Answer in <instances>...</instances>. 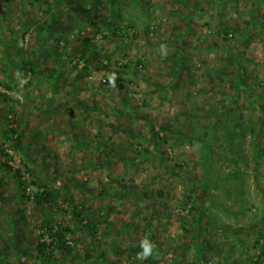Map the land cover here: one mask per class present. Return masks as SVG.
Listing matches in <instances>:
<instances>
[{
	"label": "rangeland",
	"instance_id": "obj_1",
	"mask_svg": "<svg viewBox=\"0 0 264 264\" xmlns=\"http://www.w3.org/2000/svg\"><path fill=\"white\" fill-rule=\"evenodd\" d=\"M259 159L264 0H0V264H264Z\"/></svg>",
	"mask_w": 264,
	"mask_h": 264
},
{
	"label": "trees",
	"instance_id": "obj_2",
	"mask_svg": "<svg viewBox=\"0 0 264 264\" xmlns=\"http://www.w3.org/2000/svg\"><path fill=\"white\" fill-rule=\"evenodd\" d=\"M8 86V85H6ZM119 86H123L122 84H119ZM18 137V135H16ZM192 140V138H191ZM19 144V140L18 143ZM7 154V153H6ZM139 154L140 152L136 153V157L139 158ZM18 178L22 177V172L20 169H16ZM20 185L21 186H25L24 185V181L20 180ZM33 182L35 183H39L36 180H33ZM40 186H43V190L36 193L35 195V199L38 202H53L55 201V199L57 198V190L55 189V187L51 186V184L49 183V181L45 182L43 181V183H40ZM140 199L143 200V197H140ZM41 230L44 233H39L38 237H39V242L36 246L37 250L39 251V255L40 257H42L44 260H50V261H57V259L55 258H51L49 255L52 253L50 250V244H52L53 247L59 249V250H63V248H68L69 245L67 243V239H66V232L67 230H69V227H66L64 225H60V226H56L53 222V219L50 216H46L42 219V223L40 225ZM90 227L93 229V231H97V227L95 225V223L90 222ZM147 232V230H146ZM45 233H48L51 236V241L46 242V241H41V237L45 235ZM144 237L143 241L145 240ZM264 251V250H263ZM262 251V252H263ZM196 262L195 264H197V262L201 263H205L204 260L196 257Z\"/></svg>",
	"mask_w": 264,
	"mask_h": 264
},
{
	"label": "crops",
	"instance_id": "obj_3",
	"mask_svg": "<svg viewBox=\"0 0 264 264\" xmlns=\"http://www.w3.org/2000/svg\"><path fill=\"white\" fill-rule=\"evenodd\" d=\"M259 162L261 163L260 165V168L258 169V172H260L261 174L264 173V162H262L260 159H259ZM254 170V173L256 174V170H257V160L255 159L254 160V166L251 167L250 171ZM253 211L254 212H258V209L257 208H253ZM262 214H264V209L262 210Z\"/></svg>",
	"mask_w": 264,
	"mask_h": 264
},
{
	"label": "clouds",
	"instance_id": "obj_4",
	"mask_svg": "<svg viewBox=\"0 0 264 264\" xmlns=\"http://www.w3.org/2000/svg\"><path fill=\"white\" fill-rule=\"evenodd\" d=\"M147 254V253H146Z\"/></svg>",
	"mask_w": 264,
	"mask_h": 264
}]
</instances>
